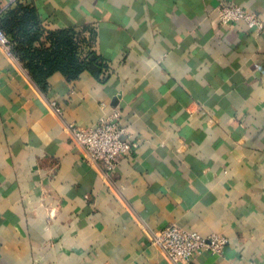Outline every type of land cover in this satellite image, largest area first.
<instances>
[{"label":"crops","instance_id":"crops-1","mask_svg":"<svg viewBox=\"0 0 264 264\" xmlns=\"http://www.w3.org/2000/svg\"><path fill=\"white\" fill-rule=\"evenodd\" d=\"M221 1L264 19V0H0L104 60L41 83L0 46V264H173L150 238L172 223L228 239L180 264H264V30L222 26ZM115 106L141 145L106 174L66 123Z\"/></svg>","mask_w":264,"mask_h":264},{"label":"built area","instance_id":"built-area-1","mask_svg":"<svg viewBox=\"0 0 264 264\" xmlns=\"http://www.w3.org/2000/svg\"><path fill=\"white\" fill-rule=\"evenodd\" d=\"M18 0H9V6ZM3 10L0 11V16ZM220 24L224 27L243 22L257 33L264 30V19L246 6L221 1L217 5ZM12 41L0 27V46L9 53L12 51ZM60 115L61 108L52 103ZM69 137L81 150L86 161L97 165L106 174L114 173L120 166L121 159L135 153L141 145V139L134 137L123 123L122 110L115 106L112 112L92 125H81L67 122ZM155 245L173 264L194 261L201 253H221L228 242L226 236L213 233L204 236L201 233L181 227L176 223L161 229L153 230L150 235Z\"/></svg>","mask_w":264,"mask_h":264},{"label":"trees","instance_id":"trees-1","mask_svg":"<svg viewBox=\"0 0 264 264\" xmlns=\"http://www.w3.org/2000/svg\"><path fill=\"white\" fill-rule=\"evenodd\" d=\"M2 15L0 27L11 39L13 52L37 81L43 83L55 71H61L69 78H77L84 70L99 72L104 67L103 58L95 52L85 56L80 54L74 29L48 32L46 40L50 45L45 47L42 38L44 31L31 9L19 7L10 10L4 19Z\"/></svg>","mask_w":264,"mask_h":264}]
</instances>
